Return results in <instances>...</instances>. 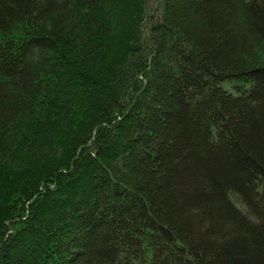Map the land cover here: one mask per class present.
Returning <instances> with one entry per match:
<instances>
[{"label": "trees", "instance_id": "1", "mask_svg": "<svg viewBox=\"0 0 264 264\" xmlns=\"http://www.w3.org/2000/svg\"><path fill=\"white\" fill-rule=\"evenodd\" d=\"M0 264H264V0H0Z\"/></svg>", "mask_w": 264, "mask_h": 264}, {"label": "rangeland", "instance_id": "2", "mask_svg": "<svg viewBox=\"0 0 264 264\" xmlns=\"http://www.w3.org/2000/svg\"><path fill=\"white\" fill-rule=\"evenodd\" d=\"M224 85H225V86H228V82H225Z\"/></svg>", "mask_w": 264, "mask_h": 264}]
</instances>
